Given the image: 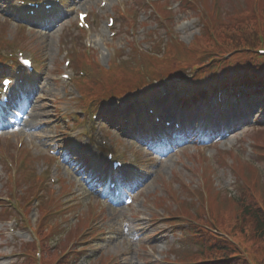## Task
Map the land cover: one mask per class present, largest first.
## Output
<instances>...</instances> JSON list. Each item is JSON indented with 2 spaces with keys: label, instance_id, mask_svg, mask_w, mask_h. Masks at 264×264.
Masks as SVG:
<instances>
[{
  "label": "rangeland",
  "instance_id": "374dc122",
  "mask_svg": "<svg viewBox=\"0 0 264 264\" xmlns=\"http://www.w3.org/2000/svg\"><path fill=\"white\" fill-rule=\"evenodd\" d=\"M126 2L128 10L127 12L128 14L132 13L133 19L130 18V16L128 19V15H126L125 19L119 14L116 15L119 22L118 28L114 29L115 32H118L117 36L115 37H111V33H108L106 21L108 16L116 14L117 12L119 13L120 6L117 4V0H110L109 8L104 10L103 13L99 15L96 23L94 24L93 31L89 33H79L76 31L77 28L75 25L70 24L72 22L66 23L64 28L59 30L57 34H50L48 36L41 35L34 30L23 31L25 34V37L22 39L24 47L31 52L38 50L41 57L40 59L44 60L48 64L49 70H51L48 79H46L47 82L46 86H44L43 95L40 101L36 104L29 122H27V128L28 126L32 129H37V127H40V133H37L36 130L34 132L35 135L55 136L59 134L60 128H56L51 123L54 124V121L57 118L59 119L61 116H68L70 114L79 115V111L81 110V106L79 104L80 94L76 84L66 83L65 81L61 80V77L58 75L60 72L65 70V67L63 66L64 56L62 54L64 49H69L71 51L75 48L81 51L85 50L86 48L93 49V54H96L101 65L106 67L111 64L117 50L122 49L125 46L127 37L135 38L136 36H139L144 38L147 35L151 25H144V23L148 22V15L147 13L145 14L143 8L144 5L147 10V4L145 3L146 0H121L120 4ZM93 5L95 8L99 7V0L95 1ZM83 6L89 7L90 5L87 3ZM246 8L247 6L242 5L240 10ZM0 26L7 27L10 33L13 35L20 30L17 26L10 24L8 20H6L4 23L3 16H0ZM131 28L136 29L134 36H132V34L129 32ZM181 28H185V25L180 24L179 29ZM125 33L128 35H125ZM80 35H83V45L85 47L74 45V43L78 42V39L81 41L82 37ZM76 51L77 50H74L73 56H75ZM67 58H70V56ZM85 68L88 67L85 66ZM253 135L254 133L248 134L242 142L245 143ZM37 146L39 150L43 149L40 147V145ZM170 164H172V162ZM1 166L2 163L0 161V193L5 194L9 185L8 174L5 168L1 169ZM168 171V167L162 168L155 180H152L153 182L150 184L147 192L149 191L150 193H153L157 190V188H160L161 178L159 176L164 175ZM226 172L228 173V171ZM162 188H164L163 185ZM138 201L139 205L137 208H135V211H139V216L143 217L145 220L153 221L157 225L147 231V235L143 238L141 243L136 245L129 244V247L135 252V256L139 258L143 264H168V261L166 260L167 254H163L161 251L163 249L162 243L150 241L153 231L157 229H163L165 226L159 217H155L158 215V213H156L153 208L148 205L149 199L140 198ZM112 226L115 227L116 224L113 223ZM141 229H145V224L141 226ZM145 245H150L151 250L147 251ZM117 246V242L111 243L110 250L114 251L115 249L119 248ZM152 252H154V254ZM133 255L134 253H132V256ZM79 264L90 263H88L85 259H81Z\"/></svg>",
  "mask_w": 264,
  "mask_h": 264
}]
</instances>
